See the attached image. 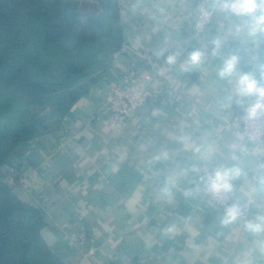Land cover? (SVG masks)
<instances>
[{"label":"clouds","instance_id":"obj_1","mask_svg":"<svg viewBox=\"0 0 264 264\" xmlns=\"http://www.w3.org/2000/svg\"><path fill=\"white\" fill-rule=\"evenodd\" d=\"M50 2L59 39L91 48L104 79L68 135L38 138L47 249L264 264V0Z\"/></svg>","mask_w":264,"mask_h":264},{"label":"trees","instance_id":"obj_2","mask_svg":"<svg viewBox=\"0 0 264 264\" xmlns=\"http://www.w3.org/2000/svg\"><path fill=\"white\" fill-rule=\"evenodd\" d=\"M50 0H0V264H65L46 247L42 212L7 182L5 166L25 142L57 131L98 79L94 55L72 54Z\"/></svg>","mask_w":264,"mask_h":264},{"label":"crops","instance_id":"obj_3","mask_svg":"<svg viewBox=\"0 0 264 264\" xmlns=\"http://www.w3.org/2000/svg\"><path fill=\"white\" fill-rule=\"evenodd\" d=\"M103 79H104V76L101 73L98 76L97 82ZM97 82L93 87H97V86L103 87V84L97 85ZM85 96H87V94ZM80 101L81 99L78 102ZM77 103H75V105ZM78 115H79V109H77L76 114H73L70 110L68 114L65 116L69 118V128L66 130L65 118H64L61 123L60 128L57 131L52 132L57 142L59 141L62 135L66 136L69 134V131L73 128L75 124V120L78 118ZM46 135L47 134L40 136V137H44ZM40 137L32 139L23 144H20L12 151V153L9 156V165L10 164L13 165V167L15 168V171L12 176H7V182L13 188V191L18 195V197L21 198L23 201H26L34 206H36L35 202L39 199L41 195V187L34 175V169L36 165L33 163L34 157L38 155L35 149L44 147V141L42 139H38ZM7 166H5L4 168L5 170ZM43 217L45 220V224H44L45 226L46 218L44 214H43ZM86 253H87V249L85 250L84 254L77 256L72 261H64L62 259L61 260L65 264H87V261L85 259Z\"/></svg>","mask_w":264,"mask_h":264},{"label":"built area","instance_id":"obj_4","mask_svg":"<svg viewBox=\"0 0 264 264\" xmlns=\"http://www.w3.org/2000/svg\"><path fill=\"white\" fill-rule=\"evenodd\" d=\"M5 171L7 176H12L14 174L15 168L10 164L6 167Z\"/></svg>","mask_w":264,"mask_h":264}]
</instances>
